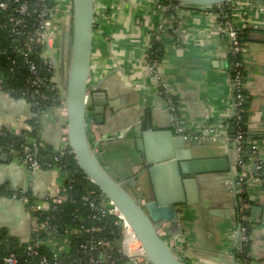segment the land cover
<instances>
[{"label": "crops", "instance_id": "0c3cea01", "mask_svg": "<svg viewBox=\"0 0 264 264\" xmlns=\"http://www.w3.org/2000/svg\"><path fill=\"white\" fill-rule=\"evenodd\" d=\"M93 3L88 82L91 92L103 96L96 105L101 109L97 120L93 114L95 105L86 103L88 139L106 169L144 202V196L153 195L148 176H138L145 167L137 139L146 111L150 112L154 129H169L177 135L171 113L145 66L146 52L154 43L161 50L159 71L177 104L183 129L202 131L205 136L199 144L188 142L193 154L226 156L232 153L235 135L229 122L232 82L228 38L218 20L219 13L211 9L182 3L167 7L161 0ZM229 3L232 23L243 30L242 67L249 98L245 151L250 156L241 170L234 166L237 176L238 171L249 175L255 171V164H264V41L245 38L249 30L264 31V0ZM34 116L29 102L0 90V130L19 134L30 128L29 120ZM39 119L42 142L54 150L61 149L66 134L65 106L50 107ZM205 127L212 128L215 134L207 133ZM64 181L65 172L60 167L40 168L32 174L23 162L0 151V186L30 190L36 199H42L57 195ZM198 187L199 204L183 205L177 219L159 224V234L180 248L179 256L185 264H242L235 252L241 248L237 228L245 225L250 230L248 264H264V178L238 185L229 172L207 173L198 177ZM253 207L260 211L251 210ZM244 208L249 213L239 216V210ZM31 229L32 220L20 199L0 193V236L5 237L6 249L11 248L10 239L27 243ZM119 233L118 230L115 241L120 239ZM68 239L49 237L47 242L51 251L59 254L68 250ZM60 247L63 250L59 251Z\"/></svg>", "mask_w": 264, "mask_h": 264}, {"label": "water", "instance_id": "95a60500", "mask_svg": "<svg viewBox=\"0 0 264 264\" xmlns=\"http://www.w3.org/2000/svg\"><path fill=\"white\" fill-rule=\"evenodd\" d=\"M185 5L209 9L216 5L228 4L231 0H175ZM94 3L93 0H71L70 18L64 39L67 54L62 47L60 94L66 112V138L70 152L84 178L95 184L100 191L119 208L141 243L149 264H185L174 252L166 239L158 232L161 222L178 218L183 205L199 204L198 177L207 173L229 172L233 182L239 177L233 172L236 166V143H231L232 153L226 156L197 157L181 135L172 130L154 129L150 112L140 124L141 136L137 147L142 151L145 167L140 175L148 176L153 189L152 196H144L146 201L135 198L124 182L115 178L99 161L94 147L87 135V101L95 105V119L101 109L98 105L100 92H91L89 76L93 52ZM248 41H264V31L249 30L245 33ZM61 67V64H59ZM62 70V68H61ZM250 147V146H249ZM251 148V147H250ZM139 175V176H140ZM239 185V184H238ZM81 186L74 185V198H79ZM260 208L253 207L251 210ZM250 210L240 209L238 215L248 214ZM120 231L121 228L119 227ZM239 226L237 228L238 236ZM120 248V239L113 242Z\"/></svg>", "mask_w": 264, "mask_h": 264}, {"label": "built area", "instance_id": "2783aa9c", "mask_svg": "<svg viewBox=\"0 0 264 264\" xmlns=\"http://www.w3.org/2000/svg\"><path fill=\"white\" fill-rule=\"evenodd\" d=\"M71 0H0V30L7 35L8 38L13 42L14 46H11V51L14 55H18L22 58L23 62L27 64L28 70L30 72V84L35 87L34 92L38 96L42 94L38 93L36 88L42 85L45 77H49L52 83V87L56 88L59 93V99L61 104L64 103L60 94L61 87V67L62 64V47L64 44L65 35L67 33L69 18H70ZM206 9V8H205ZM225 27V34L228 38V43L230 46V51L236 53L242 49L238 41V32L236 26L231 22L226 20L223 23ZM60 51V59L57 60L56 53ZM0 54L6 56L7 59L14 62V58L10 56L7 51V47L0 49ZM36 61H42L45 65V73L41 74L39 66L35 63ZM145 66L148 72L153 76L160 98L167 105L168 110L171 113V120L174 129L178 135H181L184 140L199 144L205 138L202 131L200 132H189L183 129L181 118L179 116L177 104L169 92L166 83L162 79V75L159 71V61L157 58L149 56L146 52L144 58ZM238 64H234V77H231L232 82V106L230 117L235 116L237 119L240 118V104L243 98L240 91L242 90L243 84L240 82L241 73L235 67ZM13 70V69H11ZM1 73V72H0ZM2 78V73L0 75V82ZM1 90V89H0ZM7 96H11L9 92H4ZM34 93V94H35ZM204 130L208 131L210 135L212 133V128L205 127ZM243 134L239 129L235 132L233 137L236 143V167L241 170L244 166V162L241 158L243 153L242 147ZM27 144H31L36 149V144L34 139L27 138ZM25 149H28L26 146ZM69 150L68 141L65 135V141L61 149H59L60 154L64 151ZM54 160L59 161V157H55ZM23 164L28 168V170L34 174L38 168V161L33 158L30 153H26L23 159ZM260 167V164H255V170ZM239 177L238 184H243L244 181H252L258 179L255 171H251L249 175L244 174L242 171L237 172ZM73 188V185L68 187L65 184L62 185L59 193L53 197H44L42 199H35L31 210L33 211H44L48 208V199L52 203H60L67 198L68 189ZM82 203L87 204L91 210L97 212L99 215H110L114 217V223L120 227V243L119 248L120 253L127 258L123 264H149L145 258V252L141 243L136 238L134 232L132 231L130 225L125 220L119 208L113 203L112 200L107 198L102 192L95 194L93 191L86 190V192H81L79 196ZM26 212L29 213L28 199L23 197L20 198ZM95 216V215H94ZM31 218V217H30ZM32 220L31 234L39 228H45L50 226L47 221L37 222L35 218ZM51 227V226H50ZM84 232H98L101 230L99 227L84 228ZM78 229H71L70 233H79ZM238 238L240 242L248 240L245 233V228L239 226ZM31 240V238H30ZM26 243L27 255L31 257L33 263L31 264H107L110 255L107 252L99 253V248L107 245L110 248L108 242L104 241L100 236H93L89 243H82L80 247L85 253V261L81 262H61L59 259V254L52 251L51 255L46 256L45 254L38 255V244L32 241ZM71 244V239L67 240V245ZM174 252L179 256L180 248L169 243ZM63 250V247L59 248V251ZM37 256V257H35ZM180 257V256H179ZM4 264H17V258L15 255L10 254L2 258Z\"/></svg>", "mask_w": 264, "mask_h": 264}, {"label": "trees", "instance_id": "16d2710c", "mask_svg": "<svg viewBox=\"0 0 264 264\" xmlns=\"http://www.w3.org/2000/svg\"><path fill=\"white\" fill-rule=\"evenodd\" d=\"M164 6L171 7L177 4L175 0H161ZM231 2V1H230ZM231 4H221L213 6L209 9L219 13V22L223 23L228 20L231 21ZM232 22V21H231ZM238 41L240 47L244 39L243 30H238ZM11 46L13 42L7 37L5 33L0 30V49L7 47V51L14 62L7 59L6 56L0 54V72L2 73V78L0 82V89L3 92H9L10 95L15 99H23L32 105V109L35 116L29 120L30 128L23 130L19 134H12L5 130H0V151H5L8 153L9 157L12 159H17L18 161H23L26 153H30L33 158L38 161V168L40 169H50L54 166L60 167L65 172L64 184L68 187L70 184H80L81 192H86V190L93 191L95 194L100 193V189L93 184L91 181L84 178V173L79 168L74 155L66 150L64 153L59 152V150H54L50 148L46 143L42 142L40 139V115L43 111L50 107L60 105L61 100L59 99V93L56 88L52 87V83L49 77H45L42 85L36 90L42 96H38L34 92L35 87L30 84V72L28 70L27 64H25L22 58L18 55H14L11 51ZM160 52L157 44L154 43L148 49L147 53L149 56L157 58L160 60ZM229 66L231 77H234V64H238L235 68L241 73L240 82L243 84V88L240 91L243 98L240 104V118L237 119L235 116L229 118V122L234 126V132L239 129L242 131V147L243 153L241 158L243 162H246L249 158V154L245 151L247 142V118H248V108H249V98L247 91L245 90V72L242 67L243 51L242 49L235 54L229 51ZM39 68L41 74L45 73V65L42 61L35 62ZM13 69V70H11ZM35 93V94H34ZM32 138L36 144V149L33 145L27 144L26 139ZM26 146L28 149H25ZM59 157V161H55V157ZM257 177L264 178V164H261L259 168L255 170ZM73 188L68 189L67 198L60 203H52L50 198L48 199L49 206L44 211H33L30 207L34 200L36 199L30 190L27 191H15L10 190L4 186H0V193L9 195L15 198H27L28 206L30 208L29 215L31 218H35L37 222L47 221L51 226L45 228H39L31 234V240L33 243L38 244V255L45 254L46 256L51 255V247L48 245L49 237H65L68 236L71 239V244L67 251L59 253V259L61 262H81L85 261V253L80 247L82 243H89L93 236H100L104 241L108 242L110 248L107 245L99 248V253L107 252L110 258L107 264H123L127 258L124 257L119 248L113 245L117 234L118 225L114 223V217L110 215H99L97 212L90 209L87 204L81 202L80 198L73 197ZM95 215V216H94ZM245 228L246 236L248 240L240 242L241 248L236 250L235 254L242 264H248L250 260L249 250H250V230L249 227L242 225ZM99 227L101 228L98 232H84V228ZM71 229L80 230L79 233H71ZM5 237L0 236V264H4L2 258L4 256L13 254L16 256L17 264H31L33 263L30 256L27 255L26 243H19L18 241H11V248L6 249ZM37 257V256H35Z\"/></svg>", "mask_w": 264, "mask_h": 264}, {"label": "flooded vegetation", "instance_id": "af4514ba", "mask_svg": "<svg viewBox=\"0 0 264 264\" xmlns=\"http://www.w3.org/2000/svg\"><path fill=\"white\" fill-rule=\"evenodd\" d=\"M63 51H64V54H65V56H66V54H67V49H66V45H64V47H63ZM65 67H66V61H65V59H64V63L63 64H61V68H62V70L61 71H65Z\"/></svg>", "mask_w": 264, "mask_h": 264}, {"label": "rangeland", "instance_id": "374dc122", "mask_svg": "<svg viewBox=\"0 0 264 264\" xmlns=\"http://www.w3.org/2000/svg\"><path fill=\"white\" fill-rule=\"evenodd\" d=\"M56 53V57H57V60H59L60 59V51L58 50L57 52H55ZM125 166V165H124ZM123 166V167H124ZM131 167V165L129 164V168ZM125 168H126V166H125ZM140 175V174H139ZM138 175V176H139Z\"/></svg>", "mask_w": 264, "mask_h": 264}]
</instances>
